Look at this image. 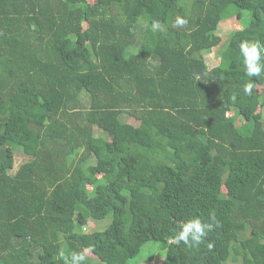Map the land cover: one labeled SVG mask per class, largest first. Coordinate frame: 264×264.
<instances>
[{
  "label": "trees",
  "instance_id": "trees-1",
  "mask_svg": "<svg viewBox=\"0 0 264 264\" xmlns=\"http://www.w3.org/2000/svg\"><path fill=\"white\" fill-rule=\"evenodd\" d=\"M256 40L264 0H0V264H264ZM193 218L212 230L177 245Z\"/></svg>",
  "mask_w": 264,
  "mask_h": 264
},
{
  "label": "clouds",
  "instance_id": "clouds-1",
  "mask_svg": "<svg viewBox=\"0 0 264 264\" xmlns=\"http://www.w3.org/2000/svg\"><path fill=\"white\" fill-rule=\"evenodd\" d=\"M176 23L179 26H184L187 24V20L178 18ZM239 51L245 75L248 78L258 77L264 73V44L259 40L242 41L239 45ZM253 84L254 81L249 79V82L243 85L245 95H252ZM212 218L214 219V214ZM212 228L211 223H204L199 218L190 219L180 225L175 235V243L179 245L182 242L188 247L198 245ZM85 261L86 256L83 251H72L70 253L69 264H85Z\"/></svg>",
  "mask_w": 264,
  "mask_h": 264
},
{
  "label": "rangeland",
  "instance_id": "rangeland-1",
  "mask_svg": "<svg viewBox=\"0 0 264 264\" xmlns=\"http://www.w3.org/2000/svg\"><path fill=\"white\" fill-rule=\"evenodd\" d=\"M241 23L239 22V20L235 17L232 16L231 18H228L224 21H221L218 25V29L217 32H219L220 35H222V37L227 38L230 37V35L236 31L237 29L241 28ZM223 46H218L214 49L211 50H206L203 53V58L205 60V63L207 65L208 68H212L213 66H215L217 64L218 61V57L220 55V50H222ZM121 119L123 121H128L130 123H133V121L131 119H129L128 117H126V115H121ZM237 126H239L240 130L245 128V124H242L240 126V123L237 124ZM28 160V156H25L21 153H19L18 151H15V167H18L19 165H21L22 163L26 162ZM107 225V221L106 220H101V221H97V220H91L88 224V227H85L84 231H89L90 229H103L105 228ZM164 246L162 244H158V243H154V242H148L143 246V252L144 254L143 257H140V259L146 260L149 255L155 254L157 253L159 255V257L161 258V253H162V248ZM163 254V253H162ZM133 262V263H132ZM132 264L137 263L136 261H131ZM159 263V262H157Z\"/></svg>",
  "mask_w": 264,
  "mask_h": 264
}]
</instances>
